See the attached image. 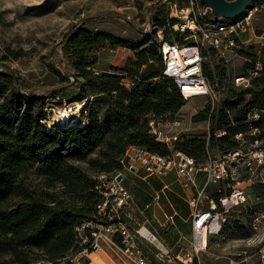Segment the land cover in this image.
Instances as JSON below:
<instances>
[{
  "label": "trees",
  "instance_id": "16d2710c",
  "mask_svg": "<svg viewBox=\"0 0 264 264\" xmlns=\"http://www.w3.org/2000/svg\"><path fill=\"white\" fill-rule=\"evenodd\" d=\"M258 2L253 0L249 8ZM149 19L153 22L152 14ZM174 22L172 19L170 24ZM85 25V21L71 25L60 42V47L68 43L81 49L76 52L78 60L72 62L75 68L83 69L82 59L86 63L82 50L109 43L132 50L136 67L145 69L138 73L112 67L100 70L98 75L93 73L88 91L95 98H106L109 105L97 111L89 97L78 96L70 100L84 103L77 116L68 124L52 127L44 121L48 119L47 99L73 93L79 83L68 82L55 86L47 95H37L20 90L15 73L0 71V264H71L73 255L84 247L79 244L76 228L96 221L101 202L93 176L121 171L124 164L120 159L129 145L152 153H169L150 132L149 120H173L187 101L173 79L162 75L159 43L143 29L124 40L104 30L92 32ZM158 26L163 27L162 23ZM261 53L259 75L251 78L247 87L228 86L216 109L207 105L192 116L193 122H209V139H183L175 144L176 151L193 157L198 164L206 147L233 152L239 145L235 135L247 133L245 121L252 110L259 112L254 123L259 133L253 139H264V47ZM57 62L68 76H74L61 59ZM202 69L209 82L211 74L205 65ZM218 131L225 133L216 138ZM31 166L40 180L38 185L23 178ZM262 172L257 186L264 195V169ZM219 186L205 187L208 199L216 204L224 194Z\"/></svg>",
  "mask_w": 264,
  "mask_h": 264
},
{
  "label": "rangeland",
  "instance_id": "374dc122",
  "mask_svg": "<svg viewBox=\"0 0 264 264\" xmlns=\"http://www.w3.org/2000/svg\"><path fill=\"white\" fill-rule=\"evenodd\" d=\"M173 1L178 8L183 9L189 3V0ZM261 1L255 5H259ZM150 14L153 15V22L149 19ZM211 18L214 21H229L213 16ZM172 19L175 20L174 23L177 22L168 5L162 0H0V71L15 73L20 90L37 95H47L55 86L78 82L80 86L77 91L47 99V117L50 120H54L63 109H66L65 114L68 117L76 115L78 107L70 103V100L78 96L89 97L91 107L101 111L109 102L106 98H95L89 93L87 83L95 78L90 68L100 71L117 67L138 73H142L145 68L136 67V57L129 48L104 43L82 50L87 60L86 63L83 59L80 61L83 69L78 70L72 62L78 60L76 52H81V49L68 43L65 47H60V42L71 25L85 21V28L92 32L104 30L124 40L132 39L136 30L143 29L150 32L158 44L157 31L161 29L165 40L169 37L171 41L184 43L199 41L198 36L193 38L188 32L181 34L171 28ZM159 23L163 27L158 26ZM251 24V28L242 34L248 40L242 44L241 41L245 39L239 35L241 41L237 42L236 48L231 52L223 55L214 52L209 46L204 49L206 56L203 58V65L212 76L209 84L215 91V102L207 97L190 98L173 120L156 118L158 127L178 132L182 138L180 142L186 138L209 139V122H193L192 116L207 105L216 109L225 90L234 84L233 79L245 75L250 65L256 66L261 62V49L264 47V8L253 13ZM246 53L248 55L245 56ZM58 59L71 68L74 76H68L63 66L58 65ZM157 68L158 65H155L154 69ZM256 137L250 132L244 135L241 147L246 155L236 167L234 175L220 181L219 186L227 194L230 187L238 181V186L248 195L246 204L227 213L222 224L221 233H224V239L221 243L228 250L226 255L234 258L242 255L241 251L246 254L251 251L263 253L264 248V195L257 186L262 180L260 174L264 169V152L259 153L264 139H256L257 142H254L253 138ZM220 154L214 147H209L211 158L217 159ZM206 156L205 154L199 158L200 164L204 163ZM23 178L31 185L40 184L32 166L26 168ZM206 202L208 203L207 194L203 203ZM210 240L211 236L208 243ZM201 261L200 259V263Z\"/></svg>",
  "mask_w": 264,
  "mask_h": 264
},
{
  "label": "built area",
  "instance_id": "2783aa9c",
  "mask_svg": "<svg viewBox=\"0 0 264 264\" xmlns=\"http://www.w3.org/2000/svg\"><path fill=\"white\" fill-rule=\"evenodd\" d=\"M166 3L173 17L177 22L171 25V28L178 30L181 34H186L195 38L198 36L197 42H180L167 41L162 37V30L157 31V41L159 43V55L161 56L162 75L173 79L177 85L178 92L183 100L193 97H207L214 103L216 94L211 84H209L203 73V51L209 46L214 52L225 55L231 52L237 46L239 35L244 34L252 26L251 19L253 13L264 8V1L259 5L249 8L242 17L221 22L212 20L211 10L200 0H189L185 8H178L177 3L173 0H162ZM184 40V39H183ZM243 44L244 42L241 41ZM261 64H257L252 69H247L243 76L235 77L232 81L237 86L247 87L250 79L259 75ZM92 73L99 74V71L92 69ZM129 82L125 84L128 87ZM78 107V112L82 109L83 102H73ZM211 110L213 108L211 107ZM59 112L54 120L45 119L49 127L55 125L68 124L73 116L69 115L67 122H63V113ZM48 113V110H47ZM259 118V112L250 111L245 121V126L254 137L259 133V129L254 123ZM173 123H176L175 121ZM148 128L154 135L157 142L166 145L169 153L162 155L152 153L145 148L129 145L125 150L124 156L120 161L125 164V159H131L139 164L143 170L150 175H160L168 171H174L177 174L184 188L193 184L195 173L205 171L208 174V184H218L220 181L231 178L234 175L236 167L240 164L246 153L242 150L243 137L247 133H238L235 135L239 145L233 152L221 153L217 159L209 156V148L206 147V158L204 163L198 164L191 156L176 151L172 145L182 140L178 132L171 130H163L157 126L155 118L149 120ZM225 132L218 131L215 137H221ZM254 142H257L255 139ZM264 145L259 148V153L263 154ZM261 162V160H260ZM250 163L248 167L250 168ZM121 175V171L115 173H104L94 175V189L101 196V202L97 205L96 221L90 220L76 228L77 236H79V244L84 246L81 252L73 255L71 261L78 258L82 254H88L99 249V242L104 241L107 244L119 250L128 260L129 264H148L143 253L138 249L136 240L141 237L137 230H130L128 225L114 215L131 201L130 192L117 179V175ZM263 172L260 176L262 178ZM123 177V176H122ZM231 186V190L227 194L220 196L219 204L209 201L210 205L206 210L199 209V198H190L189 204L194 208L192 220L193 241L192 249L187 259L182 260L175 258L170 251L158 249L155 254L159 262L179 261L183 264H202L200 263V255L207 250V241L210 235L221 234L222 224L226 220L224 217L227 213L235 208L242 207L246 204L248 195L246 191L238 186ZM263 252V250H262ZM264 257V254H263ZM177 259V260H176Z\"/></svg>",
  "mask_w": 264,
  "mask_h": 264
},
{
  "label": "crops",
  "instance_id": "0c3cea01",
  "mask_svg": "<svg viewBox=\"0 0 264 264\" xmlns=\"http://www.w3.org/2000/svg\"><path fill=\"white\" fill-rule=\"evenodd\" d=\"M244 39L242 42L248 40ZM121 173V183L130 192L131 201L114 218L123 220L131 231L137 230L141 235L137 237L136 244L148 264H180L177 259L173 262H159L155 254L158 249H165L175 258L187 259L192 249L194 213L189 201L192 197H198L201 211L209 207V199L207 204L203 203L206 197L205 187L209 183L208 174L205 171L196 172L193 184L184 188L174 171L150 175L131 159H125ZM210 236L206 252L200 255L203 264H264L263 253L259 251L247 254L241 251L242 255L237 258L226 255L227 248L221 243L224 239L223 232ZM71 264L129 262L115 247L100 241L99 249L80 255Z\"/></svg>",
  "mask_w": 264,
  "mask_h": 264
},
{
  "label": "water",
  "instance_id": "95a60500",
  "mask_svg": "<svg viewBox=\"0 0 264 264\" xmlns=\"http://www.w3.org/2000/svg\"><path fill=\"white\" fill-rule=\"evenodd\" d=\"M211 10L212 16L226 20L240 18L248 10L253 0H200ZM76 81V80H75ZM121 180L122 176L117 175ZM264 254V248H263Z\"/></svg>",
  "mask_w": 264,
  "mask_h": 264
},
{
  "label": "bare ground",
  "instance_id": "6f19581e",
  "mask_svg": "<svg viewBox=\"0 0 264 264\" xmlns=\"http://www.w3.org/2000/svg\"><path fill=\"white\" fill-rule=\"evenodd\" d=\"M63 122H67V120L69 119L68 118V115L67 114H65V113H63Z\"/></svg>",
  "mask_w": 264,
  "mask_h": 264
}]
</instances>
